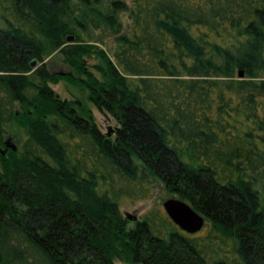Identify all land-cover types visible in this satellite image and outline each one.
Returning <instances> with one entry per match:
<instances>
[{"label": "trees", "instance_id": "trees-1", "mask_svg": "<svg viewBox=\"0 0 264 264\" xmlns=\"http://www.w3.org/2000/svg\"><path fill=\"white\" fill-rule=\"evenodd\" d=\"M126 8L97 13L115 26ZM70 12L69 0H0V264H264V0H133L115 63ZM52 51L74 77L46 66ZM61 79L116 121L112 136L84 100L56 95ZM11 120L25 128L15 150ZM150 178L204 231L158 209L130 226L120 200L146 198Z\"/></svg>", "mask_w": 264, "mask_h": 264}, {"label": "rangeland", "instance_id": "rangeland-1", "mask_svg": "<svg viewBox=\"0 0 264 264\" xmlns=\"http://www.w3.org/2000/svg\"><path fill=\"white\" fill-rule=\"evenodd\" d=\"M111 1L101 0L99 3L92 5L93 10L90 11L88 7L81 5L78 0H69L70 14H67L66 19L70 21L71 26L79 38L86 43L91 44L97 49L103 50L110 60L115 63V52L118 49L119 37L122 35H129L131 33V15L130 9L133 7V0H121L127 6L126 10L115 12L116 25L110 26L103 22L101 17L98 16L97 11L103 14L111 13ZM92 20V21H91ZM95 22L97 27H95ZM68 35V34H67ZM74 37L73 34H70ZM73 40V39H72ZM70 42V41H67ZM85 65L90 69V65L100 62L96 54H91L89 57H84ZM43 61L46 66L51 70L61 75H75L74 72L61 61V56L57 51H52L44 57ZM74 77V76H73ZM235 78L241 79L235 76ZM243 78V77H242ZM51 89L56 93L60 99H74L80 98L84 100L81 91L78 87L66 79H61L54 84H49ZM84 95V94H83ZM85 105L89 108L93 121L103 133H107L108 129L112 132L117 126L116 121L106 113H102L95 106L84 100ZM16 112H20L16 109ZM4 141L9 145H13L15 149H19L22 140L25 137V128L17 121H9L5 127ZM113 133H111V136ZM149 195L144 199L130 200L129 198H122L120 200L119 209L125 216H137V219L152 209L164 211L163 202L170 198L171 195L165 190L163 184L156 178H150ZM127 218V217H126ZM133 221L129 219V225H133ZM204 231L202 228L200 232ZM115 264H130L122 261H115Z\"/></svg>", "mask_w": 264, "mask_h": 264}, {"label": "water", "instance_id": "water-1", "mask_svg": "<svg viewBox=\"0 0 264 264\" xmlns=\"http://www.w3.org/2000/svg\"><path fill=\"white\" fill-rule=\"evenodd\" d=\"M73 36L68 34L65 37L66 41H71ZM44 62V61H43ZM36 63V60H31L28 65L32 68ZM239 78L244 76L243 70H239L237 73ZM112 133L111 129H108L107 135L110 136ZM5 145L8 146V143L5 141ZM13 150L15 147L13 145H9ZM163 209L171 221L178 226L182 231L186 233H196L200 231L205 223L204 217L198 213L195 209L192 208L190 204L187 202L180 200L176 197L171 196L163 202ZM125 217L131 220H137V216H131L129 214H125Z\"/></svg>", "mask_w": 264, "mask_h": 264}, {"label": "flooded vegetation", "instance_id": "flooded-vegetation-1", "mask_svg": "<svg viewBox=\"0 0 264 264\" xmlns=\"http://www.w3.org/2000/svg\"><path fill=\"white\" fill-rule=\"evenodd\" d=\"M6 143H8V142L6 141Z\"/></svg>", "mask_w": 264, "mask_h": 264}]
</instances>
